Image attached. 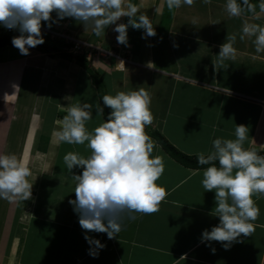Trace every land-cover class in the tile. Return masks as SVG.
Wrapping results in <instances>:
<instances>
[{
  "label": "crops",
  "instance_id": "1",
  "mask_svg": "<svg viewBox=\"0 0 264 264\" xmlns=\"http://www.w3.org/2000/svg\"><path fill=\"white\" fill-rule=\"evenodd\" d=\"M130 2L152 20L156 36L142 39L143 29L129 27V46H124L116 40L115 25L96 36L72 18L53 24L51 30L71 33L125 59L121 69V61L114 58L92 56L88 64L104 75L106 94L147 91L154 119L145 130L158 131L181 152L207 155L215 138L235 139L236 125L241 124L249 129L244 147L264 150V53H256L252 38H239L245 22L264 26V13L259 19L253 14L230 17L225 0H195L172 10L166 0ZM127 21L122 17L117 23ZM233 34L236 58L221 65L220 45ZM81 74L98 96L90 75L75 61L32 48L29 55H21L14 46L0 47V115L6 116L2 153H14L25 162L33 183L30 200H0V264H264V195L253 197L259 215L251 236H242L228 250L215 241L206 246L200 242L202 231L218 224L219 217L211 215L215 193L201 183L205 169L179 165L153 138L152 155L164 163L156 183L167 197L158 212L125 221L116 238L90 233L106 247L96 258L89 255L84 230L69 204L76 184L64 156L74 152L87 158L91 150L87 143L59 142L52 134L60 127L57 117L67 114L66 97L72 89L79 90ZM95 103L100 104L99 98ZM95 117L100 121L92 118L86 125L89 131L104 122L103 115ZM73 172L81 174L82 169ZM59 183L64 187H57Z\"/></svg>",
  "mask_w": 264,
  "mask_h": 264
},
{
  "label": "clouds",
  "instance_id": "2",
  "mask_svg": "<svg viewBox=\"0 0 264 264\" xmlns=\"http://www.w3.org/2000/svg\"><path fill=\"white\" fill-rule=\"evenodd\" d=\"M211 2L202 0L204 4ZM194 3L195 0H166L169 10ZM225 10L230 17L248 12L259 19L260 13H264V0H260L259 13L251 0H225ZM122 17L128 18L127 23H117ZM65 18L79 21L96 36L105 35V29L115 25L116 40L124 46H129V27L143 29L142 39L156 36L152 20L130 0H0V27L19 33L11 43L21 55H29L31 48L45 43L42 28L51 29ZM245 37L252 38L256 53H264V26L245 22L239 38ZM236 39V34L226 37L220 45L217 63L222 65L236 58ZM120 63L124 65L123 61ZM102 101L111 111L92 131L86 125L93 118V105L77 103L67 107V114L58 121L60 127L52 133L59 142L87 143L91 150L87 158L69 152L64 163L76 184L75 199L69 200V204L78 216L93 258L106 245L90 233L116 238L124 230L125 221L137 219L138 214L158 212L168 195L156 183L164 172L163 160L152 155L155 143L145 132L154 119L149 93L143 88L119 91L104 95ZM95 111L103 115L104 107L97 104ZM248 136L247 126L236 125L235 139L215 138L212 151L198 154L197 163L209 165L203 171L201 183L205 191L215 193L216 206L211 215L219 217L218 224L202 231L200 242L206 246L211 247L215 241L228 250L255 230L253 222L259 207L253 197L264 195V155L244 147ZM74 168L82 169V173L75 174ZM31 176V169L17 155L0 154V200H30Z\"/></svg>",
  "mask_w": 264,
  "mask_h": 264
},
{
  "label": "trees",
  "instance_id": "3",
  "mask_svg": "<svg viewBox=\"0 0 264 264\" xmlns=\"http://www.w3.org/2000/svg\"><path fill=\"white\" fill-rule=\"evenodd\" d=\"M251 3L257 5L260 0H251ZM251 13L245 12L244 15H249ZM17 34L2 33L0 34V47L13 46L11 39ZM64 45L62 42L58 41V45ZM67 46V45H66ZM68 47V46H67ZM32 49L39 52L48 54L52 57H58L68 61H75L81 68H83L90 75L93 85L97 88L99 103L101 107H104V118L107 119L108 114L111 109L103 105L102 97L106 95L104 86L98 77L97 72L94 71L92 67L89 66L88 61L84 55H73L62 50L59 46L48 45L46 42L38 45ZM146 134L153 138L156 143L161 147V149L176 163L179 165L193 170L206 169L209 165H199L197 163L198 155H188L180 150H178L174 145H172L161 133L156 130H145ZM260 155H264V150L256 151ZM218 166V165H217Z\"/></svg>",
  "mask_w": 264,
  "mask_h": 264
},
{
  "label": "built area",
  "instance_id": "4",
  "mask_svg": "<svg viewBox=\"0 0 264 264\" xmlns=\"http://www.w3.org/2000/svg\"><path fill=\"white\" fill-rule=\"evenodd\" d=\"M2 33H14L19 35V33L14 30H7L3 27H0V34ZM42 33L44 35L45 42L48 45L59 46L62 50L73 55H84L88 59H90L92 56H97L102 59L114 58L116 60L119 59L120 61H123L125 63V59L120 58L119 55L114 51L105 50L95 45L81 41L74 37L71 33L53 31L47 28H42ZM58 41L62 42L64 45H58ZM122 65L123 64L119 65L120 69Z\"/></svg>",
  "mask_w": 264,
  "mask_h": 264
},
{
  "label": "rangeland",
  "instance_id": "5",
  "mask_svg": "<svg viewBox=\"0 0 264 264\" xmlns=\"http://www.w3.org/2000/svg\"><path fill=\"white\" fill-rule=\"evenodd\" d=\"M98 77L101 80L102 84H103V79H104V75H102L101 72H98ZM106 79V78H105ZM86 76L85 74H81V76L79 77V79L77 80V85L76 88L79 90H73L70 93V101L67 102L68 106L77 104V103H90L93 105V121L97 122L100 121L97 117H95L96 115V111H95V106L97 105V103H95V101L98 99V96L95 95V90L94 88H92L88 82H86ZM106 81V80H105ZM90 86V87H89ZM94 86V85H93ZM88 87V88H86ZM95 87V86H94ZM82 88V89H81ZM86 88V90H84ZM96 88V87H95ZM105 89V88H104ZM69 100V99H68ZM21 112V110H20ZM63 118V116H58L57 117V121H61ZM6 122V116L5 115H0V134L1 132H3L4 128H3V124ZM16 124H14L15 126ZM96 126L98 125V123L95 124ZM93 125L94 127H92V129H94L96 126ZM16 128V127H14ZM69 145L67 146L68 149ZM5 148V143H4V138L0 137V154H3L2 152L4 151ZM196 155V154H195ZM54 186L51 185V188H53ZM57 187H61L63 188L64 185L63 184H58ZM67 188V187H65Z\"/></svg>",
  "mask_w": 264,
  "mask_h": 264
}]
</instances>
